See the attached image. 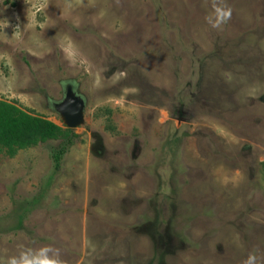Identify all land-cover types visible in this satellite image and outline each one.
<instances>
[{"label": "rangeland", "instance_id": "rangeland-1", "mask_svg": "<svg viewBox=\"0 0 264 264\" xmlns=\"http://www.w3.org/2000/svg\"><path fill=\"white\" fill-rule=\"evenodd\" d=\"M225 3L213 29L210 0H0V101L62 127L65 87L86 101L60 168L59 140L0 153V264L264 253V0Z\"/></svg>", "mask_w": 264, "mask_h": 264}, {"label": "trees", "instance_id": "trees-1", "mask_svg": "<svg viewBox=\"0 0 264 264\" xmlns=\"http://www.w3.org/2000/svg\"><path fill=\"white\" fill-rule=\"evenodd\" d=\"M110 129L115 130L114 125ZM77 134L74 129L59 126L40 116H34L17 105L0 101V153L15 157L20 150L48 141H61L53 153L57 168L67 150L74 144ZM24 216L19 215V223Z\"/></svg>", "mask_w": 264, "mask_h": 264}, {"label": "clouds", "instance_id": "clouds-1", "mask_svg": "<svg viewBox=\"0 0 264 264\" xmlns=\"http://www.w3.org/2000/svg\"><path fill=\"white\" fill-rule=\"evenodd\" d=\"M211 13L205 17L208 25L213 29H220L226 25L232 17V9L225 0H210ZM4 264H65L59 249L51 246L40 248H24L17 255L10 256ZM243 264H264V253L258 249L251 251Z\"/></svg>", "mask_w": 264, "mask_h": 264}, {"label": "water", "instance_id": "water-1", "mask_svg": "<svg viewBox=\"0 0 264 264\" xmlns=\"http://www.w3.org/2000/svg\"><path fill=\"white\" fill-rule=\"evenodd\" d=\"M53 108L60 115L66 128L76 129L85 122L86 101L79 96L70 84L65 87V96Z\"/></svg>", "mask_w": 264, "mask_h": 264}, {"label": "flooded vegetation", "instance_id": "flooded-vegetation-1", "mask_svg": "<svg viewBox=\"0 0 264 264\" xmlns=\"http://www.w3.org/2000/svg\"><path fill=\"white\" fill-rule=\"evenodd\" d=\"M76 91V90H75Z\"/></svg>", "mask_w": 264, "mask_h": 264}]
</instances>
